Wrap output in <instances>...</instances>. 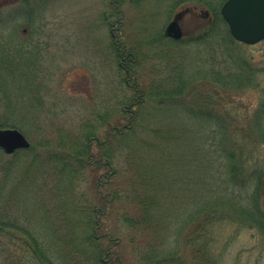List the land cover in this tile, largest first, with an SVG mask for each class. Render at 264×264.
Segmentation results:
<instances>
[{
    "label": "rangeland",
    "instance_id": "1",
    "mask_svg": "<svg viewBox=\"0 0 264 264\" xmlns=\"http://www.w3.org/2000/svg\"><path fill=\"white\" fill-rule=\"evenodd\" d=\"M226 1L0 0V118L16 124L39 155L23 157L9 172L2 166L7 172L2 202L64 264L74 248L89 252L82 239L90 228L110 248L113 264L140 263L141 235L123 220L129 211L126 202L112 199L134 172L137 178L129 184L158 199L149 216L158 221L160 241L149 244L166 252L176 248L184 264L201 258L193 251L204 243L219 264H264V234L231 222L232 215L241 218L234 206L251 204L248 194L255 190L262 193L264 213V138L242 139L236 154H242L245 166L232 176L224 150L231 151L226 132L232 136L233 125L228 119L222 131L218 115L235 110L242 131L253 120L264 135V41L231 44L228 25L217 28L212 21L214 8L221 11ZM182 13L185 38L171 48L166 28ZM237 59L248 62L255 78L252 88L234 97L208 80L198 85L204 90L200 95L193 91L164 100L148 94L164 83L173 88L171 74L213 78L219 70H232ZM215 94H221V107L208 108L206 98L215 100ZM98 123L104 124L95 135L100 142L93 141L82 174L62 170L61 161L50 159L58 148L49 142L57 135H76ZM112 128L110 147H101ZM104 153L110 156L102 157ZM107 175L109 182L103 183ZM243 181V189L234 186ZM2 185L0 181V189ZM216 205L225 221L209 226L196 245H183L194 213ZM1 234L0 264H31L27 236L17 230L9 233L12 237Z\"/></svg>",
    "mask_w": 264,
    "mask_h": 264
},
{
    "label": "trees",
    "instance_id": "2",
    "mask_svg": "<svg viewBox=\"0 0 264 264\" xmlns=\"http://www.w3.org/2000/svg\"><path fill=\"white\" fill-rule=\"evenodd\" d=\"M214 2H212L213 5ZM210 4V3H209ZM212 21L214 25L217 28H220L222 26L227 25L224 18L222 17L221 11L217 9V6L214 8V13L212 17ZM229 34V35H228ZM228 38L231 41L232 45H238V43L233 39L231 36L229 30H228ZM170 39L169 37H165ZM172 43L171 48L178 47V44L181 43V41L169 40ZM135 55L136 52H135ZM129 70V69H128ZM127 70V71H128ZM129 72V71H128ZM255 72L252 71L249 68L247 61H240L236 60L235 65L233 66V69L228 71L227 73H224L222 71L215 72V75L213 78L212 76L208 75L206 77L202 78H195L192 76L189 77H180L171 74L168 79H174L176 84L173 88L168 87L164 83L163 88L161 85H156L154 87V91L149 90L148 94L152 93L155 98L158 97L160 99H175L182 95H186L190 92L195 91L197 94H201V91L199 90V84L202 82L205 84V82H208L210 84H217L218 86L225 87V91L228 89L230 92H232V96L238 95L242 92H244L248 88H252L254 86V78H255ZM208 80V81H207ZM208 83V84H209ZM207 84V83H206ZM205 84V85H206ZM160 86V87H159ZM173 89V90H171ZM171 91V92H170ZM198 91V92H197ZM195 95V94H194ZM221 94H215V100L214 96L206 98L210 104L208 105V108H213L215 104H217L218 107H221ZM165 97V98H164ZM196 97V96H195ZM195 99H201V98H195ZM217 100H220V103L215 102ZM196 101V100H195ZM203 104V103H202ZM202 104L200 105L202 107ZM206 108V107H205ZM218 111V110H217ZM262 114H264V107L262 108ZM201 116L204 114L200 113ZM218 115H220L221 125H219V129L222 131L227 130V120L230 119L232 121L233 130L232 136L226 132L227 136L231 139L230 144V152H228L227 149L224 150V155L228 156V160L230 162V168L232 172V176H237L239 172L244 168L245 161L244 158L241 155L236 154V151L238 149H242L241 141L243 140H249V141H259L264 138V135H260L257 132V126L255 125V122L253 120L251 121L249 128H245L243 131L241 128L243 127L242 119L239 118L237 114H235V110H233L232 115L223 114L218 111ZM221 116L225 117V120L221 119ZM105 118V117H104ZM106 119V118H105ZM4 117L0 118V129L1 128H15L18 129V126L13 123L5 122ZM97 125V123H96ZM92 125V126H86L88 129L83 132H77V134L69 133L68 131L65 132L66 134L60 133L57 135L58 139L53 140L52 144L49 142V145L54 148H58L55 152L57 155L50 156V159H53L54 162L61 161L64 165L61 168L62 170H68L74 172L76 175L82 174L86 168L88 167L87 164L84 163V159L87 156V153L90 152V141L95 140L100 142L99 139L95 136L97 129L100 127H103L104 124L98 123V126ZM96 126V127H94ZM114 129V132L116 131V128ZM111 129V131H112ZM240 129L241 132L237 131ZM256 129V131L254 130ZM19 130V129H18ZM83 132V133H82ZM113 132V133H114ZM123 130H120V133H123ZM157 132V131H155ZM256 132L258 133L256 136ZM112 133V134H113ZM108 135L107 141L112 135L111 132ZM241 136V137H240ZM107 141H103L100 145L101 147L104 145H107ZM89 142V144H87ZM254 143V142H251ZM245 147L243 148L248 149L247 145L244 143ZM107 146L110 147L108 144ZM108 148V147H106ZM37 147L31 143V147L27 150H20L11 155V158L6 159V154L4 152L0 153V181H2L3 185L1 186V197H0V232L3 234L9 235V237H12L9 233L14 232L15 230L19 232H23L25 236L29 239V242L31 244L30 248L28 249L29 254L31 255V260L29 262L31 264H64V260L60 257L58 258V253L53 249H45L41 244L42 241L38 240L35 234L28 228V226L21 220L18 219L16 215H13L10 213L9 209L3 204L2 197H3V189L5 184V179L7 172H9L10 169L14 168V165L16 166V162L21 160L23 157L27 155H33L39 157L37 153ZM108 153V152H107ZM107 153H104L103 156H110ZM90 154V153H89ZM91 156V154H90ZM90 160L88 164H90ZM107 162L110 164L109 160ZM3 165H7V172L4 168H2ZM114 173V172H113ZM137 178V173L134 172L133 174L126 177L124 182V187H122V191L119 193H114V196L112 199H117L121 202H126V205L128 206L129 211L124 213L123 220L126 224H129L133 229L134 232L138 235L140 234V239L137 241L138 249L139 245H143V249L140 250L138 261L139 264H184L183 257L176 256L177 249L175 248L173 251H164V247L157 248L152 244L149 243H157L160 241L155 228L158 223L157 219H153L149 216V212L157 206L158 199L157 196L151 192H148L145 189L137 188L136 186H131L133 183L129 180H135ZM245 181L243 183L239 182L237 183L236 187L240 186L242 189L244 188ZM128 187V188H125ZM239 187V188H240ZM248 193V192H247ZM262 198V193L260 190H255L252 195L248 194V200L251 202V204L242 205L240 203L237 206H234L237 211H239V215H232L235 219L231 220L232 223H236V221L239 222L240 225H244L245 227H256L258 230H260L264 234V213H262L261 208L259 207V200ZM234 199V198H233ZM236 199L240 202H242L243 198L236 196ZM81 200V199H80ZM235 200V199H234ZM81 207V206H80ZM88 210V208L86 209ZM218 205L214 206V208H202L198 211V213H194L193 219L190 221L189 225L185 228L184 232V244L183 245H194L196 240L203 239L208 234V228L209 226L219 222V221H225V215L223 213L219 214ZM89 214V210H88ZM237 216V217H235ZM237 218V219H236ZM90 222V227L92 222L88 219ZM7 231V232H6ZM96 232L92 233L91 228L88 234L84 235L82 239V246H88L89 252L83 253L77 248L72 249L70 252V258L68 264H113L111 259H108L111 255L110 248L107 250L104 248V245L101 243L102 239L100 236H96ZM1 236L4 235H0ZM148 239V241H147ZM2 244V243H1ZM160 245H162L160 243ZM196 245V244H195ZM6 249V247H5ZM4 247H0V256L4 253ZM176 252V253H175ZM198 255H201V258L197 260V262L193 264H219L209 253L207 249V244L204 243L200 244L198 246V249H195L193 251V256L196 258ZM179 257V258H178ZM106 258V259H105ZM120 264V263H117Z\"/></svg>",
    "mask_w": 264,
    "mask_h": 264
},
{
    "label": "water",
    "instance_id": "3",
    "mask_svg": "<svg viewBox=\"0 0 264 264\" xmlns=\"http://www.w3.org/2000/svg\"><path fill=\"white\" fill-rule=\"evenodd\" d=\"M221 14L237 42L256 45L264 41V0H227ZM166 34L176 40L183 37L180 16L169 23ZM30 147V141L18 129H0V149L7 155Z\"/></svg>",
    "mask_w": 264,
    "mask_h": 264
},
{
    "label": "flooded vegetation",
    "instance_id": "4",
    "mask_svg": "<svg viewBox=\"0 0 264 264\" xmlns=\"http://www.w3.org/2000/svg\"><path fill=\"white\" fill-rule=\"evenodd\" d=\"M186 12H189V11H186ZM185 12V13H186ZM185 13L183 14L182 13V16H181V18H180V24H181V21H182V19H183V17H184V15H185ZM175 17H176V15H175ZM175 17L173 18V19H175ZM207 17V21L209 22V23H212V21H211V19H210V17H209V15H207L206 16ZM181 26V28H182V31H183V36L186 34V32L184 31V29H183V27H182V25H180ZM185 38V36L184 37H182V38H180V39H178L179 41H181L182 39H184ZM123 59H124V57H123ZM128 72V71H127ZM132 79V78H131ZM114 132V129H112V131H111V134ZM110 135V134H109ZM107 138H108V136L105 138V141H107ZM96 140V139H95ZM92 144H93V140H91L90 141V151H91V146H92ZM101 144V143H100ZM101 161H102V159H100ZM90 163H93V161L91 160L90 161ZM110 175V174H109ZM109 175H107V181H105V182H103V183H108L109 182ZM103 185V184H102Z\"/></svg>",
    "mask_w": 264,
    "mask_h": 264
}]
</instances>
